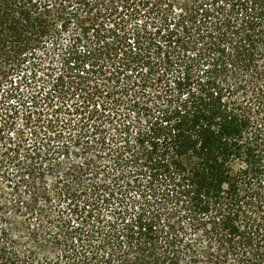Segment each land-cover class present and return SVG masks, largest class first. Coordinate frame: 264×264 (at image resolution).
<instances>
[{"label": "trees", "instance_id": "obj_1", "mask_svg": "<svg viewBox=\"0 0 264 264\" xmlns=\"http://www.w3.org/2000/svg\"><path fill=\"white\" fill-rule=\"evenodd\" d=\"M0 264H264V0H0Z\"/></svg>", "mask_w": 264, "mask_h": 264}, {"label": "rangeland", "instance_id": "obj_2", "mask_svg": "<svg viewBox=\"0 0 264 264\" xmlns=\"http://www.w3.org/2000/svg\"><path fill=\"white\" fill-rule=\"evenodd\" d=\"M64 39V43H66V37L63 38ZM39 101H36V102H31L29 101L22 110H20V113H19V118L17 119V129H21L23 130L24 129V132H26V136H30V133L31 132V128H27L25 127L24 124H26V122H23L22 121V118L24 116H31L32 120L35 121V119H37V121L41 122L40 124H42L43 122H46L48 123L47 121L49 120V113H52L54 109H56V106L54 107H51L53 103H50L49 102V99H53V98H45V97H41V98H38ZM40 99H43V100H40ZM66 99H70V98H66ZM73 99V98H71ZM56 105H58L59 107L61 106V104H59L57 102V100L54 102ZM65 104L68 106H71L72 105V101L70 102H65ZM17 105V104H16ZM24 110V111H23ZM65 110V108H64ZM30 125V124H29ZM22 126V127H21ZM11 136H15L14 135V131L12 130L11 131ZM27 137V138H28Z\"/></svg>", "mask_w": 264, "mask_h": 264}]
</instances>
